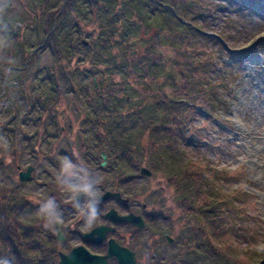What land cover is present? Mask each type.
Masks as SVG:
<instances>
[{"label": "trees", "instance_id": "obj_1", "mask_svg": "<svg viewBox=\"0 0 264 264\" xmlns=\"http://www.w3.org/2000/svg\"><path fill=\"white\" fill-rule=\"evenodd\" d=\"M49 1H40V11L36 5L28 10L24 5V29L13 31V2L0 0V98L10 88L11 73L22 72L34 63L37 48L49 50L56 65L77 58L80 61L69 66V74L63 67L59 75L54 71L50 77L56 90L66 73L68 84L75 88L74 74L78 70L83 83L92 85L87 88L98 97L88 101L93 104L89 130L97 138L96 143L92 139L95 149L119 154L125 162L140 158L142 164L148 162V167L158 171L167 169L169 176L183 183L177 187L180 198L189 203V208L194 207L190 213L184 209L183 214L184 226L189 230L185 264H264V257L239 242L245 232L236 230L237 222H227L228 217L241 216L235 199L223 197L204 177L205 168L186 158L181 147L186 130L176 129L183 113L187 117L185 113L196 106L198 97L216 87L214 71L220 77L216 76V82L222 81L220 66L226 64L222 58L235 50L231 36L243 30V22L235 27L236 32L222 28L214 31L211 27L209 33L204 26L206 16L219 14L223 7H205V0H60L55 5ZM89 22H97L91 30L86 29ZM26 30L38 35L30 50L21 44L28 39ZM213 44L222 56L217 61L213 50H207ZM80 49L83 53L77 54ZM181 52H185L181 60L171 56ZM133 84H139L138 92ZM181 86L179 92L189 88L177 94ZM127 87L131 91H126ZM149 90L153 94L149 95ZM56 95L60 98L61 93L56 90ZM209 103L213 105L214 100ZM137 136L144 138V144L135 142L139 141ZM2 161L12 172L10 180H16V164ZM3 181L0 177V185ZM20 185L13 183V188L7 190L19 195L10 200L11 205L0 206V264H37V241L42 229L37 226L35 204L26 199L28 195L24 196ZM201 198L206 203L198 212L194 209Z\"/></svg>", "mask_w": 264, "mask_h": 264}, {"label": "rangeland", "instance_id": "obj_2", "mask_svg": "<svg viewBox=\"0 0 264 264\" xmlns=\"http://www.w3.org/2000/svg\"><path fill=\"white\" fill-rule=\"evenodd\" d=\"M40 1L12 0L10 16L14 25L13 31L24 29L23 6L25 5L24 9L28 10L36 5L37 11H40ZM59 1L49 2L55 5ZM205 3V7L222 6L224 11L206 16L204 22L207 23H204V26H207L209 33L211 27L214 31L222 28L227 32H236L235 27L240 26V22H243L242 26L245 27L240 33L231 36L230 44L236 46L235 50H229V56L222 58L220 49L217 50L214 44L212 48L207 49L213 50L215 57L217 56L214 58L216 61L221 57L226 62L220 66L222 81L219 84L216 82V76L220 77L214 71L213 83L217 84L216 87L198 97L197 107L185 113L187 117H184L183 113V119L178 122L176 129L186 130L181 145L182 149H185L183 154L186 158L204 167V177L215 184L223 197L229 201L233 197L240 207L238 210L241 216L234 219L228 217L227 222L236 221V230L245 232V237H240L242 246L249 251L257 252L263 258L264 0H205ZM97 20L98 16L95 18V21ZM96 23H90L86 29L91 30V26ZM25 32L28 39L20 43L30 50L35 46L36 40L38 41V35L29 30ZM80 50L77 54L83 53V50ZM36 52L32 61L34 63L28 65L27 69L11 73V82L9 81L8 84L10 88L0 98V177L4 179L0 185V206L11 205L10 200L19 196L13 191L7 193V190L13 188V183H20L21 192L24 196L28 195L26 199L31 203L34 202L37 210L40 205L52 201L51 212L43 215L39 210L37 211V226L44 227L45 223H49L47 229L53 234L56 217H65L68 211L63 212L58 205L57 213V203L54 198L59 197V202L67 206L66 203L72 200L69 194L76 192L85 181L88 184L95 182L96 185H111L114 176L105 170L98 169L91 174L88 173L89 168L86 169L90 164L97 165L92 143L97 138L92 136L93 133L89 130L92 128L90 110L93 109V104L91 102L89 104L88 101L98 98L96 92L87 88L92 85L87 82L84 84L77 70L74 74L77 87L74 88L72 84H68V75L65 73L61 84L57 85L56 90L61 93L60 98H57L54 89L56 83L51 79L52 73L55 71L54 74L57 72L59 75L63 67H67L69 74L71 72L69 66L75 65L80 60L77 58L72 62L64 60L63 65H56V59L49 50L39 47ZM183 53L185 52L171 56L181 60L184 57ZM209 57L212 58L210 55ZM165 68L168 70V66ZM52 84H55L54 87ZM137 86L139 84H133L132 88L138 92ZM188 88H183L181 92H185ZM143 89L140 90L141 93ZM181 89L182 86L176 89L177 94H181L179 92ZM126 91H131V88L127 87ZM151 94L153 93L149 90V95ZM212 99L213 105L209 103ZM48 109L52 111L46 115ZM137 139L139 141L135 142L139 145L144 144L143 137L137 136ZM139 159L135 162L142 164ZM2 160L20 167L13 172L16 180H10L9 175L12 172H8L9 169ZM76 160L81 161L79 166L75 164ZM133 164L122 161L114 170V173L122 172L123 187L130 192H136L139 196L137 201L142 203L161 199L163 205H160V208L170 219V222L167 220L161 226L167 227L171 225L173 217H179L181 227L177 228L183 230L185 220L182 212L185 209L186 213H190L189 210L194 208L193 206L191 208V205L189 208V203H185L179 196L177 187L183 183L175 181L174 176H169L167 169L159 171L153 169L152 177L131 179L134 174L140 173L139 170L131 167ZM75 165L81 169L76 170ZM29 166L35 167L32 179L21 181L20 170H26ZM140 166L148 167V162ZM85 172L90 176L87 180L82 175ZM106 181H109V184ZM93 193L100 194L102 189L97 187ZM204 203L206 202L201 198L194 210L197 211ZM176 208L180 212H176ZM9 220L12 221L13 217ZM198 226L200 228V224ZM197 230L200 233V230ZM242 261V263L246 262L245 259ZM261 263H264V258Z\"/></svg>", "mask_w": 264, "mask_h": 264}, {"label": "flooded vegetation", "instance_id": "obj_3", "mask_svg": "<svg viewBox=\"0 0 264 264\" xmlns=\"http://www.w3.org/2000/svg\"><path fill=\"white\" fill-rule=\"evenodd\" d=\"M97 149L94 147L93 150L96 153V157H94L97 161L95 164L97 165L90 164V166L85 167L86 169L89 168L88 173L91 174H93L92 171L98 169L112 173L114 176L112 184L96 185L95 182L88 184L85 181L76 192L69 194L72 200L66 203L67 206L59 202V197L54 198L57 203V213L58 205L59 207L61 206L62 209H60L63 212L67 210L69 212L67 211L65 213L66 216L60 218L63 220V223L57 222L55 219V231L53 234L49 233L50 231L47 228L39 226L42 229V234L37 241V264H60L62 255H69L73 250L81 246H84L92 255L105 257L109 254L111 240H114L120 246V249H123L128 259L133 260L127 262V264H185V254L187 252L186 237L189 231L186 230L184 225L182 226L184 227L183 230L177 228L178 226L181 227V218L173 217L171 225L167 227L161 226L167 220L170 222L169 217L160 208V205H163L161 199L151 200L147 203L137 201L139 198L138 194L130 192L123 187L122 172L121 174L114 173V170L122 162L118 158L119 154L107 152L99 149V147ZM103 153L107 155L105 165H103ZM80 162L76 160L75 164L79 166ZM133 163L131 167L139 170L140 173L134 174L131 179L153 176L154 171L152 168L149 167L152 171V176L143 175L141 173L143 166H137L136 162ZM75 166L77 167V165ZM80 169V167L76 168V170ZM88 173L82 174L86 180L90 178ZM109 181L106 182L109 184ZM97 187L102 189V193L94 196L93 192ZM81 190H83L82 194ZM108 192L112 194L103 199L97 209V218L89 225L87 223L91 214V212H88L89 206L92 203L96 205V202ZM149 195L152 197L150 193ZM41 207L42 205H40L39 211ZM176 210V212H180L178 208ZM112 212H115L116 215L111 216ZM39 213L41 214V212ZM182 213L184 214V212ZM131 214L135 219L136 217L139 219L137 221H130L121 218ZM141 222H143V225H138ZM101 226L108 227L104 238L100 242L87 240L85 235ZM99 238L100 236L97 234L94 235V239L98 240ZM126 251L131 255L127 256ZM107 264H120V260L116 255H112L108 257Z\"/></svg>", "mask_w": 264, "mask_h": 264}, {"label": "water", "instance_id": "obj_4", "mask_svg": "<svg viewBox=\"0 0 264 264\" xmlns=\"http://www.w3.org/2000/svg\"><path fill=\"white\" fill-rule=\"evenodd\" d=\"M103 157H104L103 165H105L106 161H107V155L105 153H103ZM18 168H20V167H18ZM34 170H35L34 166H29L26 170H20L19 179L21 181L31 180ZM141 173L143 175H147V176L152 175V171L148 167H142ZM82 192H83V190H81V194H82ZM111 194H112L111 192H108L102 198H100L98 202H96L97 203L96 205H95V203H92L91 206L98 209V207L100 206L103 199H105L106 197H108V195H111ZM116 195L119 196L118 193H116ZM91 210H92L91 207H89L88 212H91ZM110 215L115 216L116 213L112 212ZM121 218L123 220H130V221H137V219H139L137 217L135 219V217L132 214L128 215V216L121 217ZM138 225L142 226L143 222H141ZM107 229H108L107 226H101V227L95 228L93 231L86 234L85 236H86L87 240H89V241L100 242L104 238V236L106 235ZM95 234L100 236V238L98 240L94 239ZM60 238H61V236H60ZM127 254H128V252H127ZM112 255H116L119 258L120 264H127V262H129V261H133L132 259H128L126 257L125 253L123 252V249H120V246L114 240H111L108 256L100 257V256L92 255L84 246H81V247L73 250L69 255H62V259H61L60 264H107L108 257H110ZM129 255H131V254L129 253L127 256H129Z\"/></svg>", "mask_w": 264, "mask_h": 264}, {"label": "clouds", "instance_id": "obj_5", "mask_svg": "<svg viewBox=\"0 0 264 264\" xmlns=\"http://www.w3.org/2000/svg\"><path fill=\"white\" fill-rule=\"evenodd\" d=\"M93 195L96 196L97 194L93 193ZM89 207H91V209H92L91 214L87 220V223L90 225L97 218V209L91 205ZM52 209H53V203H52V201H49L47 204L42 205L40 212L42 214L43 213H49V212H51ZM56 221L63 223V220H61L59 216L56 217ZM49 226H50L49 223L44 224L45 228H48Z\"/></svg>", "mask_w": 264, "mask_h": 264}, {"label": "bare ground", "instance_id": "obj_6", "mask_svg": "<svg viewBox=\"0 0 264 264\" xmlns=\"http://www.w3.org/2000/svg\"><path fill=\"white\" fill-rule=\"evenodd\" d=\"M239 242H241V241L239 240Z\"/></svg>", "mask_w": 264, "mask_h": 264}]
</instances>
